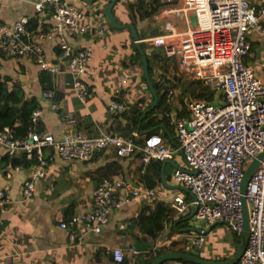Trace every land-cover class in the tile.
Here are the masks:
<instances>
[{
  "label": "built area",
  "instance_id": "1",
  "mask_svg": "<svg viewBox=\"0 0 264 264\" xmlns=\"http://www.w3.org/2000/svg\"><path fill=\"white\" fill-rule=\"evenodd\" d=\"M165 1L182 2V7L170 11L175 14L193 12L195 23L185 30L165 29L151 36L150 41L162 46L179 68L213 89L217 98V101L187 99L186 113L171 111L168 115L165 111L177 138L173 148L161 144L159 134L147 135L141 145L134 139L137 132H133L134 137H125L113 132L102 131L87 136L75 131L56 139L51 133L31 128L25 137L18 138L5 126L0 130V150L10 155L24 154L34 160L29 175L22 182L25 199L33 195L35 183L46 175L44 149L49 154L79 160H89L96 151L108 146L114 147L120 156L142 150L140 159L145 164L152 155L165 159L178 157L181 163L172 169L171 178L186 188L192 197L188 200L181 194H173V211L168 219L187 213L193 207L197 219L218 222L240 237L243 230L240 198L243 171L264 148V80L257 74V68L247 61L250 30L264 32V2L251 5L248 0ZM44 4L51 6L52 33L57 47L67 58L68 84L74 94L96 116L127 110L130 102L116 99L121 89L118 86L105 106L91 96L92 92L82 78L92 55L91 46L74 49L70 42V36L77 33L94 31L103 37L107 30L94 24L91 15L75 0H37L35 6L41 9ZM28 21L25 15L12 22L0 21V49L13 57L30 56L41 68L56 71L42 55L40 38L46 35L42 23L38 21L33 35L27 28ZM175 92V88L169 89V99ZM41 110L38 105L32 111L33 123L39 120ZM65 118L70 124L78 121V116L68 112ZM142 193V186L129 178L104 177L95 186L89 209L75 216L72 224L81 223L85 230L99 232L114 208L139 198ZM244 196L249 232L245 248L234 264H264V157L249 178ZM9 202V188H1L0 215ZM61 225L68 226L65 222ZM204 242L205 234L192 239L198 246ZM124 252L134 253L135 250L131 246L113 248L114 259L120 260Z\"/></svg>",
  "mask_w": 264,
  "mask_h": 264
},
{
  "label": "crops",
  "instance_id": "2",
  "mask_svg": "<svg viewBox=\"0 0 264 264\" xmlns=\"http://www.w3.org/2000/svg\"><path fill=\"white\" fill-rule=\"evenodd\" d=\"M36 1L0 0V21L12 22L21 15L27 16L29 21L36 18L34 28L30 22L27 24L33 35L37 31L38 21L41 22V28L46 34L40 38L42 55L57 70L51 72L41 68L30 56L13 57L0 49V73L8 77V84L19 83L27 96L34 95L38 99L42 108L39 117L41 129L51 133L56 139L75 131L87 136L102 131L113 132V115L104 112L96 116L72 91L68 84L70 74L67 70V58L60 52L52 33L51 6L44 4L41 9H37ZM75 1L91 15L94 24L107 30L103 37L96 35L94 31L70 36L74 49L91 46L92 55L82 75L92 92L91 96L105 106L118 86L127 90L123 95L125 101H132L138 94L143 109L146 108L152 96L148 97L143 86L126 79L131 74L137 78L138 72H141L136 61L138 52L130 30L117 29L108 21L106 6L111 0ZM248 1L251 5L264 2ZM150 7H153V11L143 14L144 8ZM179 7H182V2L178 1L167 3L165 0H118L112 6L111 12L117 20L132 22L135 25L141 44L144 49L147 47L150 50V56L157 64L153 51L162 50L163 58L168 56L163 47L152 44L151 36L160 34L165 29L185 30L195 23L193 12L175 14L170 11ZM249 40L251 49L247 54V61L257 68V74L263 78L264 66L261 64L264 63V32L250 30ZM129 58L132 63H128L130 66L126 68L122 62H128ZM148 60L149 70L150 64L155 68L149 56ZM168 63V59H162L160 66H167ZM168 68L167 73L159 69L158 85L162 79L161 75H175L171 66L168 65ZM128 69L130 72L127 73ZM149 73L155 84L151 72ZM123 78L126 79L125 82L122 81ZM43 83L47 88H42ZM145 95L147 97L144 98ZM67 112L78 116L77 123L68 122L65 118ZM154 116L161 118L159 115ZM159 125L152 129V132L150 129L145 130V136L151 133L160 134L163 136L161 144L166 148H173L177 144L173 125L170 124L173 134L164 124ZM44 154L47 159L46 175L38 179L33 195L28 199L22 196V182L29 175L31 165L8 167L7 170L0 168V189L9 188L10 196V202L2 209L0 215L1 264H117L115 261L119 260L114 259L113 248L125 249L128 246L135 250L134 253H126L130 261L136 262L135 264H150L157 254L169 250L191 252L206 243H211L212 248L218 250L232 247V241L221 238L222 234L218 230L222 226L215 227V231L208 235L212 223L201 224L194 216L193 207L189 212L181 214L185 215L184 219L187 220L185 227L171 228L180 216L171 220L166 216L168 208V212L173 211V194H181L188 200L192 197L185 188H171V184L181 185L171 178L172 169L176 167L172 163H181L178 157L166 158L173 162H167L163 167L166 159L152 155L149 160L150 168L144 177H141L140 172H143L147 164L139 158H133V154L118 155L112 146L98 150L89 160L65 159L55 153L49 154L47 149H44ZM138 166H141V170H138ZM162 170L165 182L161 177ZM105 176L129 178L134 184L142 186L143 193L139 198L114 208L99 232L85 230L81 223L76 222L72 227L62 226V219H73L89 209L95 186ZM133 218H136L134 226L128 227L130 219ZM181 233H189V237L186 240L176 237ZM199 234H205L202 246L192 243V239ZM161 264L192 263L181 259H166Z\"/></svg>",
  "mask_w": 264,
  "mask_h": 264
},
{
  "label": "trees",
  "instance_id": "3",
  "mask_svg": "<svg viewBox=\"0 0 264 264\" xmlns=\"http://www.w3.org/2000/svg\"><path fill=\"white\" fill-rule=\"evenodd\" d=\"M151 11H153V7L147 9L144 8L143 14L151 13ZM29 22L31 26H33L34 28L37 20L36 18L35 19L31 18L30 21H28V23ZM262 24L264 26L263 22ZM152 54L154 55V59L155 62L157 63L158 68H160V61L162 59L170 60L169 57L163 58L164 56L162 55V50L153 51ZM159 54H161L162 56H159ZM122 63L127 68V66H130L128 65V63H132V60L131 58H129L128 62L124 60ZM128 72H130L129 69L127 73ZM149 72H151V77H152L153 66H151V64H150ZM41 73L43 74L44 72ZM160 77L162 79L160 80L159 86L157 87L154 84L158 93V103L155 109H153L152 111L148 112L145 116L140 118L141 113L143 111V107L141 104V99L137 94L133 98V100L130 101L127 110L111 113L113 115V122H112L113 133H119L125 137H128V136H133L132 135L133 132H137V136L135 137L133 136V137L137 142L143 145L146 138L145 136L146 133L144 131L150 129L153 126L164 124L173 134L172 126L169 123V116H166V118L164 119L155 118L154 115L158 116L160 114V111L162 112L163 110H165L166 112H168V115L170 114L171 111L177 113H186L187 99H204L208 101H217V98H215V91L210 87H208L207 85L203 84L202 81H200L199 79L196 78L183 79L181 78V76L178 75H172V76L161 75ZM127 80L131 81V83L132 82L136 83L135 82L136 76L134 74L133 75L131 74L127 78ZM143 80L145 81L144 75H143ZM41 86L43 89L47 88V86L44 85V83ZM172 88L176 89V95L174 97L173 102L169 99L168 96V91L169 89ZM124 91L127 90L120 89L116 99L125 101L123 96ZM147 95H145L144 98L147 97ZM38 105H40V103L34 95L27 96L21 85L17 82H12L11 84H8V77L3 76L0 73V130H2L5 126H7L11 128L14 137H18V138L25 137L31 128L42 130L39 120L36 123H33L31 120V113ZM93 129L95 131V126L93 127ZM142 155H143V151L140 150L134 152L132 157L140 159ZM33 162H34L33 159L27 158L24 154L10 155L7 152L0 151V168H3L5 170H7L8 167H27L31 165ZM149 168H150V164L148 163L147 165L144 166L143 172H140L141 177H144L145 173L148 171ZM138 170H141V166H138ZM169 209L170 208H168L166 213L167 219H168V215L172 212V211L168 212ZM184 217L185 215H180L177 218V223L175 224V226H171V228L179 229L181 227H185L187 225V220L184 219ZM64 220L65 219H62L61 221L65 222L67 225L71 227L73 226L71 218L67 219L66 221ZM135 221L136 218L130 219L128 227H133ZM219 226L220 224L219 225L215 224L212 226V229ZM224 228L226 229L225 232L224 231L221 232L222 234L221 238L227 241L228 240L232 241L231 244L232 247L230 249L222 248L218 250V248L213 249L212 244L210 245L208 243L204 245L202 244L203 246L201 245L202 247L198 249L199 256L206 259H222L230 256L233 253L236 242L239 239V236H237L227 227ZM183 249L179 248V250H183ZM126 253L127 252H124L122 258L119 261H115V262L117 264H135L136 262H132L130 261V259H128V254Z\"/></svg>",
  "mask_w": 264,
  "mask_h": 264
},
{
  "label": "water",
  "instance_id": "4",
  "mask_svg": "<svg viewBox=\"0 0 264 264\" xmlns=\"http://www.w3.org/2000/svg\"><path fill=\"white\" fill-rule=\"evenodd\" d=\"M117 1L118 0H111V2H109L108 5L106 6L107 19L110 22V24L117 29H126L127 28L130 30L132 37L134 39L135 48L139 54L141 71H142V73L144 75V79H145L144 82H145L146 88L150 91V94L152 96L150 103L148 104V106L146 108L143 109V111L141 113V118H142L148 112L152 111L156 107V105L158 103V93H157V89H156L155 85L153 84V82L150 78L148 55L145 52V49L140 42V38H139V35H138V32H137L135 25L132 22H124V21L117 20L111 12L112 6ZM157 126L158 125L150 128V130L154 129ZM161 127L165 128V126H163V125H161ZM263 157H264V148L261 152H259L257 154V156L255 158H253L248 163V165L245 167V169L243 171L241 184H240V192H241L240 198H241V207H242V216H243V230L240 234L238 241L236 242L235 249L230 256H228L224 259H206V258L199 256L197 249H194L191 252L169 250V251H165V252L157 254L151 260L150 264H161L166 259H181L184 261H188L192 264H234L239 259L240 255L242 254V252L245 248V245L247 242V236H248V232H249L248 208H247L246 198L244 196L246 185H247L249 178L253 174L255 168L257 167V165L259 164L260 160ZM167 162H173V160L166 159V161H164V163H163V167L165 166V164ZM172 164L176 167L178 166L176 162H173ZM161 177H162L163 182H165V174H164L163 170L161 173ZM171 185H172L171 188H173V187L184 188L183 186L177 185V184L176 185L171 184ZM200 221L203 223L207 222V220L205 218L200 220ZM215 224H218V222L212 223V225H215ZM262 247L264 250V233H263Z\"/></svg>",
  "mask_w": 264,
  "mask_h": 264
},
{
  "label": "rangeland",
  "instance_id": "5",
  "mask_svg": "<svg viewBox=\"0 0 264 264\" xmlns=\"http://www.w3.org/2000/svg\"><path fill=\"white\" fill-rule=\"evenodd\" d=\"M145 52L147 53V55L150 57V62H153V64H155L154 63V61L152 60V58H151V54H150V50L147 48V47H145ZM137 54V53H136ZM137 56V59H136V61H137V63H138V67H140L141 68V66H140V61H139V59H138V54L136 55ZM251 57V56H250ZM250 59V58H249ZM168 64H167V66L165 65V64H161V66H160V68H158L157 67V64H155V68H154V66H153V74H152V76H153V78H154V83L156 84V85H158V80H157V78H158V72H159V69L160 70H162V71H165L166 73L167 72H169L168 71V65H169V67L171 66V71H173L174 73H175V75H181V78H183V79H185V78H188V79H192L193 77H191L186 71H184V70H182L181 68H179L178 66H177V64H176V62H175V59L174 58H170V60L168 59ZM134 72H135V70H134ZM136 76V75H135ZM264 78V77H263ZM141 83H142V85H141ZM136 85H139V86H143V88L145 89V92L149 95V98H151V94H150V91H148V89H146L145 88V82H144V80H143V74H142V71L139 73L138 72V76H137V78H136ZM159 86V85H158ZM150 100V99H149ZM159 116L161 117V118H159V119H164V118H166V115H165V110H163L162 112L160 111V114H159ZM152 134V133H151ZM150 135V134H149ZM160 135V134H159ZM161 136V138L163 137L162 135H160ZM201 224H205V223H203V222H201ZM219 228V227H218ZM225 229H224V227H220L219 228V230L218 231H220V232H222V231H224ZM215 231V229H212L211 231H209V233H208V235H210V234H212V232H214ZM211 232V233H210ZM217 233H215V235H216ZM178 236V238H181V239H183V240H186V238H188L189 237V233H181V234H178V235H176V237ZM208 238V237H207ZM207 240V239H206ZM211 243H209V245H210ZM225 250V249H224Z\"/></svg>",
  "mask_w": 264,
  "mask_h": 264
},
{
  "label": "clouds",
  "instance_id": "6",
  "mask_svg": "<svg viewBox=\"0 0 264 264\" xmlns=\"http://www.w3.org/2000/svg\"><path fill=\"white\" fill-rule=\"evenodd\" d=\"M162 47V46H161ZM169 57V56H168ZM169 58H172V57H169ZM175 95H176V92H175V94L173 95V97L170 99L172 102L174 101V97H175Z\"/></svg>",
  "mask_w": 264,
  "mask_h": 264
},
{
  "label": "bare ground",
  "instance_id": "7",
  "mask_svg": "<svg viewBox=\"0 0 264 264\" xmlns=\"http://www.w3.org/2000/svg\"><path fill=\"white\" fill-rule=\"evenodd\" d=\"M155 109V108H154Z\"/></svg>",
  "mask_w": 264,
  "mask_h": 264
}]
</instances>
